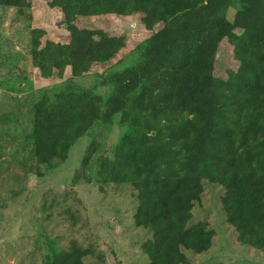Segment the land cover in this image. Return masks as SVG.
I'll return each instance as SVG.
<instances>
[{
	"label": "trees",
	"instance_id": "obj_1",
	"mask_svg": "<svg viewBox=\"0 0 264 264\" xmlns=\"http://www.w3.org/2000/svg\"><path fill=\"white\" fill-rule=\"evenodd\" d=\"M47 5L60 11L58 25L69 38L42 43L44 31L31 28L30 64L42 79L62 78L65 71L80 79L112 62L119 70L89 88L38 90L30 110L34 164L21 163L27 180L63 165L75 143L90 136L71 182L90 183L92 174L102 186L132 187L134 225L150 231L140 248L149 264H192L186 252L214 248L213 232L193 215L206 182L223 189L221 211L238 245L264 253V0H49ZM31 7V0H0V8L14 9L17 19H30ZM110 15L139 16L151 32L136 47L133 64L121 66L125 36L75 24L78 18ZM222 44L232 48L236 66L219 77L215 65ZM99 87L110 89L106 97L97 94ZM115 124L122 134L106 150ZM47 244L43 264H83L92 255L76 240L67 250Z\"/></svg>",
	"mask_w": 264,
	"mask_h": 264
},
{
	"label": "rangeland",
	"instance_id": "obj_2",
	"mask_svg": "<svg viewBox=\"0 0 264 264\" xmlns=\"http://www.w3.org/2000/svg\"><path fill=\"white\" fill-rule=\"evenodd\" d=\"M48 1L31 0L30 19H17L14 9L0 8V264H43L48 241L59 250H67L71 240L92 250L83 264H149L140 248L150 238V231L134 225L137 201L132 187L102 186L92 174L90 183L71 182L90 136L75 143L63 165L35 181L27 180L21 169V163L29 167L34 164L29 141L33 131L30 110L38 90L57 91L66 85L89 88L110 71L119 70L112 62L93 67L80 79H70L68 71L62 78L55 74L48 80L42 79L30 64L31 28L44 31L42 43H66L69 38L58 25L60 11L50 9ZM232 17L231 13L228 19ZM139 19V16L110 15L78 18L75 24L79 28L125 36L128 50L123 67L135 62L136 47L151 33L141 26ZM232 55L229 45L220 46L216 55L217 76L222 77L227 69L235 68ZM109 91L103 87L96 90L103 98ZM121 134L122 130L115 124L104 148L108 150ZM222 193L219 185L204 184V193L195 204L193 215L213 232L214 248L204 254L186 252L187 257L192 264L217 261L264 264L263 252L238 245L237 235L226 224L221 211ZM28 198L35 199L29 206L25 203Z\"/></svg>",
	"mask_w": 264,
	"mask_h": 264
}]
</instances>
